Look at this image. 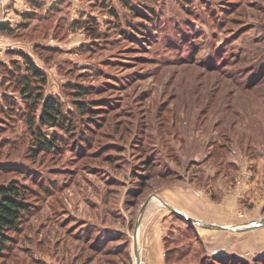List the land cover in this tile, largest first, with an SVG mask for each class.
<instances>
[{"label":"rangeland","instance_id":"1","mask_svg":"<svg viewBox=\"0 0 264 264\" xmlns=\"http://www.w3.org/2000/svg\"><path fill=\"white\" fill-rule=\"evenodd\" d=\"M16 2L0 29V183L26 185L32 213L0 264H134L153 195L206 223L264 217V0ZM20 52L41 72L37 104ZM45 98L62 127L39 123ZM37 128L53 143L34 153ZM138 225L140 264L159 253L150 236L165 264H264V225L204 226L154 197Z\"/></svg>","mask_w":264,"mask_h":264},{"label":"trees","instance_id":"2","mask_svg":"<svg viewBox=\"0 0 264 264\" xmlns=\"http://www.w3.org/2000/svg\"><path fill=\"white\" fill-rule=\"evenodd\" d=\"M8 24H0V29L7 28ZM90 29H94V27H89ZM96 35H99L97 32ZM20 55L23 57L25 62V68L27 69L26 74H22L21 81L23 83V87L20 88V93L22 95H27L30 97H35V102L41 99V94H35V87L31 86V82H29L30 75H32L35 79L41 78L40 70L35 66L34 62L30 57L26 56L24 53L20 52ZM2 64V63H0ZM253 84V82L246 83L245 87H249V85ZM78 90L83 89L80 85H78ZM77 93H81L77 91ZM35 110V105L33 106ZM32 107V108H33ZM78 107L84 109V107L78 103ZM57 108L54 105L53 100L49 98H45L42 102V110L38 114V120L40 124H52V125H61L60 120H58ZM33 112H30V114ZM34 119V115H30L27 118L28 122H32ZM62 127V126H60ZM37 132L35 133L38 137L34 141V146L32 147V151L38 152L42 149H46L53 142L46 138V136L40 132L39 128H37ZM30 190L24 184H22L18 180H10L8 182L0 183V256L5 253L7 248L10 246V241L13 240L12 233H17L22 231L23 221L26 217H28L32 212L31 204L28 201ZM93 247H97L95 241L92 242ZM264 262V261H263Z\"/></svg>","mask_w":264,"mask_h":264},{"label":"water","instance_id":"3","mask_svg":"<svg viewBox=\"0 0 264 264\" xmlns=\"http://www.w3.org/2000/svg\"><path fill=\"white\" fill-rule=\"evenodd\" d=\"M157 198L164 206H166L167 208H169L172 212H175L177 214H180L181 216L185 217L188 220H193L199 224H202L204 226H208V227H214V228H222V229H230V230H234V231H240V230H248L251 228H256V227H260L262 225H264V217H262L261 219L255 221L253 224L251 225H242L240 227H230V226H226V225H217L215 223H206L200 219H196L193 218L191 216H185L183 213L177 211L176 209H174L173 207H171L167 202H165L164 200H162L161 198H159L158 196H151L148 197L144 203L142 204L141 208H140V213L135 225V229H134V233H133V252H134V257H135V261L134 264H140V259H139V252H138V247H137V231H138V224L142 218L143 212L148 204V202L152 199V198Z\"/></svg>","mask_w":264,"mask_h":264},{"label":"crops","instance_id":"4","mask_svg":"<svg viewBox=\"0 0 264 264\" xmlns=\"http://www.w3.org/2000/svg\"><path fill=\"white\" fill-rule=\"evenodd\" d=\"M16 1H18V0H15V1L14 0H0V24L1 23L3 24L4 22L10 20L8 17H6V15H7L8 10L10 8H13V5L14 6L18 5L19 2H16ZM4 18L6 20H4ZM179 207L180 206H176L175 208L182 211ZM258 231L259 230H256L257 234H258ZM252 237L257 238V236L255 235V232L252 233ZM144 242H145V245H148L151 250L157 249V251H159L158 255L156 252L148 253V257L146 259L148 264H165L164 258H163V251L161 249L162 247H160L159 244L157 245V241L155 240V238L152 236L147 237V240H144ZM155 255H157V256H155ZM139 259H140V255H139Z\"/></svg>","mask_w":264,"mask_h":264}]
</instances>
